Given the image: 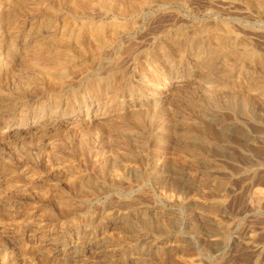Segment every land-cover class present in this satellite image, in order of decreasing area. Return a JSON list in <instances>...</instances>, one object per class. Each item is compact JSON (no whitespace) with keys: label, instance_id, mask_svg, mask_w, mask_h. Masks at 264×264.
Segmentation results:
<instances>
[{"label":"rangeland","instance_id":"rangeland-1","mask_svg":"<svg viewBox=\"0 0 264 264\" xmlns=\"http://www.w3.org/2000/svg\"><path fill=\"white\" fill-rule=\"evenodd\" d=\"M26 3L0 0V264H264V96L249 84L264 77V3L151 0L108 49L94 39L75 50L90 67L63 87L48 81L41 45L63 22H110L114 11L102 0L85 15L75 0ZM207 31L238 63L200 59L196 44L216 42ZM138 128L150 133L140 144Z\"/></svg>","mask_w":264,"mask_h":264},{"label":"bare ground","instance_id":"bare-ground-1","mask_svg":"<svg viewBox=\"0 0 264 264\" xmlns=\"http://www.w3.org/2000/svg\"><path fill=\"white\" fill-rule=\"evenodd\" d=\"M29 0H23V2L25 4H27L26 2ZM99 1V0H98ZM119 1V0H118ZM122 0H120L121 2ZM151 0H124V2H121L119 4H117L116 7H114L112 4V6L107 5V3H105V1L102 0V10L103 9H107V10H112L114 11L113 14V20L110 22H106L102 19H95L94 17H91L89 14L87 15V17L85 19H71L72 21H66L63 22V26H62V30L59 31L57 34H54V36H51V42L47 41L46 43L41 45V56L39 57V62L42 64L41 66L45 65V66H50L53 68V72H55L56 74H49L48 76V81L50 82L51 85L54 86H59V87H63L65 86L66 83H68V78H70L69 80L75 78H77L78 74H82L84 72H86L89 69V63L87 61H75V50H78L77 52L79 53H88L89 50L91 49V44L92 42H94V39L98 42L97 43V49L96 51H98L99 49H108L107 46L110 42L115 41L118 38L119 33H122V31H128L130 30V20H127L129 17L128 15H132L134 12H136V10L141 7L140 9L144 8V5H147L150 3ZM157 1V0H156ZM190 1V0H189ZM252 1V0H251ZM254 1V0H253ZM259 4H263L264 0H256ZM16 2V1H15ZM93 0H75V9L77 11L82 12L84 15L85 13H87V11L89 9H91V5H92ZM117 2V1H116ZM14 3V2H13ZM17 4V3H16ZM191 4V3H190ZM143 6V7H142ZM114 7V8H112ZM59 10V9H58ZM106 10V11H107ZM91 11V10H89ZM104 11V10H103ZM7 12V11H6ZM108 12V11H107ZM95 14V13H94ZM108 14V13H106ZM134 15V14H133ZM125 16H127L128 18H126ZM75 17H84L82 15L80 16H75ZM91 17V18H90ZM133 17V16H130ZM120 18H122L123 20H120ZM111 19V18H110ZM160 20V19H159ZM139 22V21H138ZM233 27V26H232ZM227 28V27H226ZM224 32L226 33H234L233 32V28L228 27L227 29H223ZM150 31V30H147ZM156 31V30H155ZM203 32V31H202ZM206 32V30H205ZM218 32V31H217ZM125 33V32H124ZM146 33V32H145ZM249 33V32H247ZM144 34V33H142ZM192 34V33H191ZM236 35V34H235ZM120 36V35H119ZM207 37L209 38L210 41L214 42V44L212 46H210L208 49H206L203 45L202 42H198L196 44V49H198V51L200 52V59L205 60L208 64H213L215 59L220 55L221 57L223 56V58H228L232 60H236L235 63H238V54L236 53V51L234 50L233 47H231V45H227V43L225 42L223 36H219L217 34H215V32L213 31H207ZM178 38V37H177ZM235 38V37H234ZM1 39H5V37H2ZM181 40V39H180ZM128 41V40H127ZM167 41V40H166ZM50 42V43H49ZM133 42V41H132ZM238 42L240 44V46H243L244 48L248 47V43L245 40L244 37L239 36L238 38ZM49 43V44H48ZM168 43V41H167ZM254 43V42H253ZM236 44V43H235ZM251 45V44H250ZM116 46V45H115ZM166 46V45H165ZM254 46V44H253ZM256 46V45H255ZM137 47V46H136ZM144 47V46H143ZM74 48V49H73ZM76 48V49H75ZM131 48V47H130ZM249 48V47H248ZM135 49V48H134ZM168 49V47H167ZM130 50V49H129ZM239 50V49H237ZM95 52V51H94ZM138 52V51H137ZM251 53V52H250ZM99 54V53H98ZM98 54H96V56H98ZM204 54V55H203ZM114 55V54H113ZM162 55V53H161ZM204 56V57H203ZM242 56V55H241ZM249 62H252L251 64H255V62H257L256 60L258 58V55H250L249 56ZM77 58V57H76ZM163 60L165 61L166 58H164V56H162ZM91 61V60H90ZM129 62V60H128ZM125 64V63H124ZM123 64V65H124ZM114 65V64H113ZM116 65V64H115ZM119 65V64H118ZM39 66V65H38ZM253 66V65H252ZM44 67V66H43ZM112 67V66H111ZM110 67V68H111ZM46 68V67H45ZM94 68V67H93ZM241 69H244V67H240ZM250 68V67H249ZM248 68V69H249ZM37 70H39L38 67H36ZM43 69V68H42ZM41 69V70H42ZM247 70V68H246ZM257 70V69H256ZM5 71V70H4ZM40 71V70H39ZM90 71V70H89ZM250 70H247L246 75H241L242 78H247L248 75L251 73L249 72ZM41 72V71H40ZM52 72V73H53ZM10 73V72H9ZM43 73V72H42ZM50 73V71L48 72ZM45 74V73H43ZM42 74V75H43ZM77 74V75H76ZM78 75V76H80ZM239 75V74H238ZM253 75V74H252ZM251 75V76H252ZM259 75V74H258ZM76 76V77H75ZM46 77V75H45ZM250 78V77H249ZM41 79V77H40ZM46 80V79H45ZM144 80V78H143ZM171 79H168V81H170ZM249 80V79H248ZM47 81V80H46ZM47 81V82H48ZM74 81V80H73ZM73 81H70L71 83ZM99 81V80H98ZM75 82V81H74ZM43 84V83H42ZM102 84V83H101ZM250 86L255 89L256 91H258L261 95L264 96V77L263 78H254L252 77L251 81H249ZM46 85V84H45ZM53 87V86H52ZM43 88V87H42ZM12 89V88H11ZM56 89V88H55ZM233 90V89H232ZM236 91V90H235ZM34 93V92H33ZM37 95H30V99L36 97ZM254 98V97H253ZM37 100V99H36ZM211 100V99H210ZM210 102V101H209ZM225 104V103H224ZM215 106L219 105V102H216V104H214ZM230 105V103H229ZM231 107V106H230ZM205 109V108H204ZM152 111V109H150ZM153 114V112H152ZM240 114V113H239ZM1 117V116H0ZM145 117H147V112L146 110H139L137 112L134 113L133 115V120L135 121L137 127L140 126L141 122H144ZM202 117V116H201ZM151 122V121H150ZM155 124V123H154ZM139 129V128H138ZM157 131L153 134V132L151 133V135L153 136L154 139L159 140L161 137H165L166 133H164L165 131H163L162 127H156L155 128ZM155 131V130H154ZM148 134L150 136L149 131L146 132V130L139 129V133H137V137H135V139L137 140V142L140 144L142 142V140H146L145 139V134ZM235 139V138H233ZM183 141H188V139L184 136L182 138ZM181 140V141H182ZM198 140V139H197ZM196 140V141H197ZM161 142V141H160ZM199 142V146H197V144L191 145L193 147H196L195 150H198L199 153H197L195 155V160L200 161V160H205L206 157L205 155H203V150L202 147L204 146V141H198ZM248 142V141H247ZM189 143V142H188ZM186 143V145L188 146L189 144ZM185 145V147H186ZM143 146V145H142ZM255 147V146H254ZM258 147V146H257ZM134 148V147H133ZM140 148V147H139ZM264 148V147H262ZM135 150V148H134ZM138 150V149H137ZM141 150V149H139ZM245 150V149H244ZM193 151V149H192ZM137 152V151H135ZM142 152V151H141ZM252 153V152H251ZM258 154V153H256ZM210 155V154H209ZM208 155V157H209ZM153 157H156L157 155L152 154ZM214 157V156H213ZM261 158V157H259ZM245 159V158H243ZM261 164V163H260ZM155 166V167H154ZM154 166H152L154 169L156 168V170H159L158 173L156 174L157 178H163V171L159 169V167H157L158 165L154 162ZM172 166V165H171ZM238 167V166H237ZM101 168V167H100ZM172 168V167H170ZM102 169V168H101ZM210 171V170H209ZM234 171V170H233ZM261 171V170H260ZM171 172V169L168 171ZM172 175L174 178V184L176 186H178V184L180 185V181L184 176V172L181 168H173L172 170ZM261 173V172H260ZM98 174V172H97ZM99 174L101 175L102 173L99 172ZM261 177V176H260ZM264 179V178H263ZM260 180V179H259ZM91 181V180H90ZM124 182V181H123ZM122 183V182H121ZM94 184V183H93ZM252 184V183H251ZM82 185L86 188L89 189H93V185L90 182H82ZM81 185V186H82ZM255 186V185H254ZM161 187V186H160ZM263 187V186H262ZM110 188V187H109ZM253 188V187H252ZM173 189V188H171ZM260 189V188H259ZM83 190V189H82ZM95 190V189H94ZM87 191V190H86ZM96 191V190H95ZM257 191V190H256ZM259 192V191H258ZM263 193V192H260ZM223 195V194H222ZM255 195H259V194H255ZM91 196V195H90ZM224 196V195H223ZM222 196V197H223ZM221 197V198H222ZM257 197V196H255ZM254 199V198H253ZM133 203V202H132ZM254 203V200H253ZM258 203V202H257ZM262 203V202H260ZM205 224V223H204ZM132 229L134 230L135 227H132ZM205 228L203 227V230ZM226 229V228H225ZM206 230V229H205ZM227 230V229H226ZM147 231V230H146ZM216 231V230H215ZM211 233V232H210ZM252 238V237H250ZM209 240V239H208ZM248 242V241H247ZM213 243V242H212ZM250 243V242H249ZM215 246V245H214ZM249 246V245H248ZM214 248V247H213ZM195 252V251H194ZM189 253V252H188Z\"/></svg>","mask_w":264,"mask_h":264}]
</instances>
